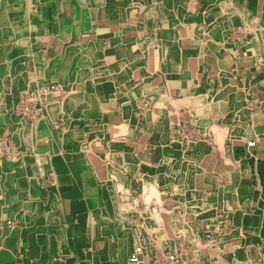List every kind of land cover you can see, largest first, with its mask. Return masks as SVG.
I'll use <instances>...</instances> for the list:
<instances>
[{"label": "crops", "instance_id": "1", "mask_svg": "<svg viewBox=\"0 0 264 264\" xmlns=\"http://www.w3.org/2000/svg\"><path fill=\"white\" fill-rule=\"evenodd\" d=\"M0 15V264H264V0Z\"/></svg>", "mask_w": 264, "mask_h": 264}, {"label": "bare ground", "instance_id": "2", "mask_svg": "<svg viewBox=\"0 0 264 264\" xmlns=\"http://www.w3.org/2000/svg\"><path fill=\"white\" fill-rule=\"evenodd\" d=\"M223 1V0H222ZM27 2V1H26ZM30 2V1H29ZM67 2V1H66ZM263 2V1H262ZM21 3V2H20ZM143 3V2H142ZM69 4V3H68ZM228 4V3H227ZM219 5V4H218ZM61 6V5H60ZM72 6V5H71ZM18 8V7H17ZM17 8H16V10H17ZM150 9V8H149ZM139 10V9H138ZM134 15V14H133ZM1 16V15H0ZM244 16V15H243ZM247 16V15H246ZM149 17V16H148ZM18 18V17H17ZM146 18V17H145ZM255 18V17H254ZM261 19V18H260ZM11 20V19H10ZM19 20V19H18ZM22 20V19H21ZM136 20V19H135ZM255 20V19H254ZM253 21V20H252ZM19 22V21H18ZM13 23V22H12ZM135 23V22H134ZM140 23V22H139ZM158 24V23H157ZM205 24V23H204ZM27 25V24H26ZM156 25V24H155ZM252 25V24H251ZM24 26V25H23ZM149 26V25H148ZM155 27V26H154ZM185 27V26H184ZM144 28V27H143ZM150 28V27H149ZM149 28H147V29H149ZM164 28V27H163ZM24 30H25V28H24ZM236 30V29H235ZM246 30H247V28H246ZM237 31V30H236ZM241 31V30H240ZM22 32V31H21ZM204 32V31H203ZM147 33V32H146ZM192 33V32H191ZM226 35V34H225ZM17 36V35H16ZM29 38V37H28ZM146 38V37H145ZM181 38V37H180ZM142 40V39H141ZM160 40V39H159ZM172 41V40H171ZM175 41V40H174ZM185 42V41H184ZM147 43V42H146ZM149 43V42H148ZM178 43V42H177ZM5 44V43H4ZM16 44V43H15ZM183 44V43H182ZM203 44V43H202ZM2 45V44H1ZM136 45V44H135ZM29 46V45H28ZM153 47V46H152ZM178 48H179V46H178ZM181 49V48H180ZM3 50V49H2ZM76 50V49H75ZM74 50V51H75ZM80 50V49H79ZM27 51V50H26ZM80 53V52H79ZM167 55V54H166ZM2 56V55H1ZM79 56V55H78ZM4 57V56H3ZM32 57V56H31ZM147 57V56H146ZM85 58V57H84ZM149 58V57H148ZM58 59V58H57ZM63 59V58H62ZM150 60V59H149ZM79 62H80V60H79ZM97 65V64H96ZM84 66V65H83ZM38 69V68H37ZM68 70V69H67ZM39 72V71H38ZM78 74V73H77ZM46 75V74H45ZM35 76V75H34ZM82 76V75H81ZM41 78V77H40ZM46 78V77H45ZM65 78V77H64ZM81 78V77H80ZM35 79V78H34ZM51 79V78H50ZM76 79V78H75ZM87 79V78H86ZM11 82V81H10ZM29 83V82H28ZM47 84V83H46ZM82 84V83H81ZM64 85V84H63ZM86 85V84H85ZM51 86V85H50ZM45 87V86H44ZM47 87V86H46ZM61 88V87H60ZM93 88V87H92ZM37 89V88H36ZM77 89V88H76ZM124 89V88H123ZM40 90V89H39ZM45 90V89H44ZM94 90V89H93ZM50 91V90H49ZM57 91V90H56ZM61 91V90H60ZM74 91V90H73ZM86 91V90H85ZM89 91V90H88ZM62 92V91H61ZM79 92V91H78ZM38 93V92H37ZM92 93V92H91ZM30 94V93H29ZM62 94V93H61ZM88 94H89V92H88ZM63 95V94H62ZM61 95V96H62ZM66 95V94H65ZM118 95V94H117ZM31 96V95H30ZM33 96H34V94H33ZM72 97V96H71ZM38 98V97H37ZM53 98V97H52ZM55 98V97H54ZM60 98V97H59ZM87 98H89V97H87ZM76 99V98H75ZM67 100V99H66ZM85 100V99H84ZM35 101V100H34ZM58 101V100H57ZM63 102V101H62ZM73 103H74V101H72ZM83 102V101H82ZM45 104V103H44ZM12 106V105H11ZM43 106V105H42ZM74 106V105H73ZM84 106V105H83ZM82 106V107H83ZM87 106V105H86ZM100 106V105H99ZM52 107V106H51ZM62 107V106H61ZM76 107V106H75ZM64 108V107H63ZM68 108V107H67ZM84 108V107H83ZM89 108V107H88ZM13 109V108H12ZM77 109V108H76ZM55 110V109H54ZM15 112H16V110H14ZM12 113V112H11ZM40 113H41V111H40ZM48 114V113H47ZM27 115V114H26ZM58 115V114H57ZM75 115V114H74ZM84 115V114H83ZM48 116H49V114H48ZM10 117V116H9ZM57 117V116H56ZM60 117V116H59ZM42 118V117H41ZM81 118H83V117H81ZM79 119V118H78ZM50 120V119H49ZM37 121V120H36ZM70 122V121H69ZM56 124H54V126H55ZM102 125V124H101ZM35 126V125H34ZM104 126V125H103ZM109 126V125H108ZM6 128V127H5ZM15 129V128H14ZM120 129V128H119ZM69 130V129H68ZM72 130V129H71ZM34 131V130H33ZM64 131V130H63ZM99 132V131H98ZM25 133V132H24ZM39 134V133H38ZM32 135V134H31ZM63 136V135H62ZM120 136V135H119ZM38 138V137H37ZM115 138V137H114ZM3 139V138H2ZM11 139V138H10ZM24 139V138H23ZM27 139V138H26ZM63 139V138H62ZM99 139V138H98ZM109 139V138H108ZM31 140V139H30ZM67 140V139H66ZM3 141V140H2ZM35 142V141H34ZM2 143V142H1ZM8 143V142H7ZM60 143V142H59ZM4 144V143H3ZM36 144V143H35ZM108 144V143H107ZM14 147V146H13ZM3 148V147H2ZM1 148V149H2ZM61 148V147H60ZM100 148V147H99ZM85 150V149H84ZM109 150V149H108ZM59 151V150H58ZM90 151V150H89ZM5 153V152H4ZM68 153V152H67ZM70 153H72V152H70ZM1 154V153H0ZM6 154V153H5ZM110 154V153H109ZM60 155V154H59ZM69 155V154H68ZM83 155V154H82ZM89 155V154H88ZM4 156V155H3ZM65 156V155H64ZM79 156H80V154H79ZM95 156H97V155H95ZM34 157V156H33ZM109 158V157H108ZM112 158V157H111ZM68 159V158H67ZM11 160V159H10ZM110 160V159H109ZM39 161V160H38ZM65 161V160H64ZM85 161V160H84ZM43 162H44V160H43ZM95 163H97V162H95ZM41 164H42V162H41ZM0 166H2V165H0ZM13 166V165H12ZM94 166H96L95 164H94ZM120 169V168H119ZM124 170V169H123ZM115 171V170H114ZM14 172V171H13ZM19 172V171H18ZM1 173V172H0ZM135 173V172H134ZM17 174V173H16ZM169 174V173H168ZM44 175V174H43ZM91 175V174H90ZM19 176H20V174H19ZM58 176V175H57ZM88 176V175H87ZM141 176V175H140ZM157 176V175H156ZM166 176V175H165ZM89 177V176H88ZM113 177V176H112ZM178 177V176H177ZM134 178V177H133ZM152 178V177H151ZM137 179V178H136ZM114 180V179H113ZM156 180V179H155ZM14 181V180H13ZM12 181V182H13ZM18 183V182H17ZM145 183H146V181H145ZM9 184V183H8ZM147 184V183H146ZM22 185V184H21ZM33 185V184H32ZM183 185V184H182ZM188 186V185H187ZM158 187V186H157ZM156 187V188H157ZM18 188V187H17ZM28 189V188H27ZM38 190V189H37ZM151 190H153V189H151ZM194 190V189H193ZM30 191V190H29ZM36 191V190H35ZM167 191V190H166ZM168 192V191H167ZM197 192H198V190H197ZM195 193V192H194ZM32 194V193H31ZM30 194V195H31ZM178 194V193H177ZM192 194V193H191ZM164 195V194H163ZM183 195V194H182ZM145 196V195H144ZM153 196V195H152ZM154 196H155V194H154ZM170 196V195H169ZM175 196V195H174ZM201 196V195H200ZM17 198V197H16ZM28 198V197H27ZM125 198V197H124ZM142 198V197H141ZM151 198V197H150ZM154 198V197H153ZM156 198V197H155ZM187 198V197H186ZM197 198V197H196ZM3 199V198H2ZM31 199V198H30ZM35 199V198H34ZM159 199V198H158ZM185 199V198H184ZM26 200H28V199H26ZM122 200H123V198H122ZM147 200V199H146ZM177 200H179V199H177ZM127 201V200H126ZM143 201V200H142ZM180 201V200H179ZM3 202V201H2ZM157 202V201H156ZM194 202V201H193ZM140 203V202H139ZM148 204H149V202H147ZM155 203V202H154ZM179 203V202H178ZM182 203H183V201H182ZM187 204V203H186ZM18 205V204H17ZM147 205V204H146ZM182 205V204H181ZM6 206V205H5ZM142 206H144V205H142ZM166 206H167V204H166ZM16 207V206H15ZM161 207V206H160ZM191 207V206H190ZM140 208V207H139ZM175 208V207H174ZM16 209V208H15ZM3 210V209H2ZM19 210V209H18ZM195 210V209H194ZM196 210H198V209H196ZM201 210V209H200ZM156 211V210H155ZM199 211V210H198ZM178 212V211H177ZM203 212V211H202ZM21 213V212H20ZM156 213V212H155ZM154 213V214H155ZM23 214V213H22ZM165 214V213H164ZM145 216V215H144ZM143 216V217H144ZM146 216H147V214H146ZM115 218V217H114ZM121 218V217H120ZM177 218V217H176ZM15 219V218H14ZM108 219V218H107ZM157 219V218H156ZM10 221V220H9ZM150 221V220H149ZM177 221V220H176ZM136 222V221H135ZM172 222V221H171ZM189 222V221H188ZM155 223V222H154ZM165 223V222H164ZM9 224V223H8ZM22 224V223H21ZM156 224V223H155ZM169 224V223H168ZM121 225H122V222H121ZM10 226V225H9ZM31 226V225H30ZM35 226V225H34ZM149 226V225H148ZM169 226V225H168ZM171 227H172V225H170ZM184 226V225H183ZM121 228V227H120ZM143 228V227H142ZM187 228V227H186ZM176 229V228H175ZM158 230V229H157ZM156 230V231H157ZM111 231V230H110ZM150 231V230H149ZM19 233H20V231H19ZM139 233V232H138ZM151 233V232H150ZM168 234V233H167ZM7 235V234H6ZM5 235V236H6ZM20 235V234H19ZM24 235V234H23ZM134 235V234H133ZM152 235H153V233H152ZM180 235V234H179ZM113 236V235H112ZM127 236V235H126ZM132 236V235H131ZM142 236V235H141ZM20 237V236H19ZM189 237V236H188ZM23 238V237H22ZM120 238V237H119ZM112 239V238H111ZM185 239V238H184ZM134 240V239H133ZM149 242V241H148ZM188 242V241H187ZM116 243V242H115ZM139 243V242H138ZM186 243V242H185ZM127 244V243H126ZM154 244V243H153ZM156 245V244H155ZM4 246V245H3ZM164 246V245H163ZM121 247V246H120ZM194 247V246H193ZM122 248V247H121ZM7 249V248H6ZM108 249V248H107ZM9 250V249H8ZM134 250H135V248H133V250H132V252H131V254L134 252ZM142 250V249H141ZM141 250H140V252H138V263L137 264H141V261H139V255L140 254H142L141 253ZM147 252V251H146ZM154 252V251H153ZM157 252V251H156ZM215 252V251H214ZM222 253V252H221ZM130 254V255H131ZM157 254V253H156ZM210 256V255H209ZM155 257V256H154ZM217 257V256H216ZM150 258V257H149ZM120 259V258H119ZM117 259H115V261H116ZM141 260H142V258H141ZM114 261V260H113ZM150 261H152V260H150ZM207 261H209V260H207ZM214 261V260H213ZM128 264H131L130 263V257L128 258Z\"/></svg>", "mask_w": 264, "mask_h": 264}, {"label": "built area", "instance_id": "3", "mask_svg": "<svg viewBox=\"0 0 264 264\" xmlns=\"http://www.w3.org/2000/svg\"><path fill=\"white\" fill-rule=\"evenodd\" d=\"M253 145V143H251ZM138 252H140V248H135L134 252L130 255V263L131 264H137L138 263ZM170 259L173 260L174 257L170 256Z\"/></svg>", "mask_w": 264, "mask_h": 264}, {"label": "rangeland", "instance_id": "4", "mask_svg": "<svg viewBox=\"0 0 264 264\" xmlns=\"http://www.w3.org/2000/svg\"><path fill=\"white\" fill-rule=\"evenodd\" d=\"M130 257V256H129Z\"/></svg>", "mask_w": 264, "mask_h": 264}]
</instances>
